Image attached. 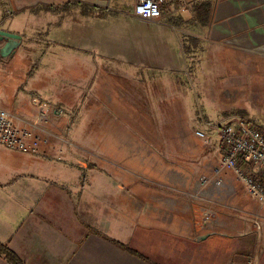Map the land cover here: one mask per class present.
Returning <instances> with one entry per match:
<instances>
[{"label": "crops", "instance_id": "obj_1", "mask_svg": "<svg viewBox=\"0 0 264 264\" xmlns=\"http://www.w3.org/2000/svg\"><path fill=\"white\" fill-rule=\"evenodd\" d=\"M136 1H14L19 12L42 5L45 13L37 11L32 45L26 25L0 27L23 37L13 55L0 57V107L32 119V98L41 97L57 110L72 144L53 139L24 152L0 143V243L24 264H264V217L259 229L253 215L264 216V204L230 169L221 173L220 188L201 186L202 177H213L222 147L217 129L196 124L179 78L184 55L199 48L195 39L241 53L251 34L263 39L264 0H167L163 17L154 20L132 13ZM67 12L68 43L53 57L43 51L41 18ZM79 14L96 24L85 30ZM93 56L119 62V79L113 72L98 79ZM121 82L132 100L118 90ZM144 96L165 98L156 123L138 107ZM90 109L95 131L83 129ZM91 132L117 169L107 171L86 155ZM121 169L133 175L123 177ZM0 264H11L2 253Z\"/></svg>", "mask_w": 264, "mask_h": 264}, {"label": "rangeland", "instance_id": "obj_2", "mask_svg": "<svg viewBox=\"0 0 264 264\" xmlns=\"http://www.w3.org/2000/svg\"><path fill=\"white\" fill-rule=\"evenodd\" d=\"M12 1L14 3L15 0ZM14 7L16 9L15 5ZM41 9L45 13L44 7L39 5L34 11L28 8L19 12V9L18 12L12 16H3L1 18L5 19L3 26L20 29L21 26L26 25L27 30H24L26 41L29 45H32V29L36 27L37 22H40V14H38L37 11ZM110 13L114 12L109 10L106 12L105 16ZM71 14V12H67L64 17L59 15H45L41 18V22L43 23V34H46L41 43L44 52H48L51 56L53 55V57H56L58 51L62 50L64 42L66 41L68 43V40H65V25L63 24H65L64 18L71 16ZM4 15L6 14L4 13ZM83 15L79 14L78 19L82 20L85 30H89L88 28L91 27V23L95 25L96 22ZM196 26L207 28V30L210 29L209 25L203 23ZM260 32L264 34V29ZM187 41H190L189 37H187ZM193 42L197 43L199 48L192 53L188 51L186 55H184V72L180 74L179 78L182 80L181 84L186 87L189 93L185 95L187 109L192 115H197L198 117L196 124H199V127L206 131H211V124L209 125L208 123L220 121L224 117L230 115L244 114L264 127V38L258 39L256 34H251L249 47H246L249 50L244 53L238 52L237 49L235 50L232 48L222 49V45L219 42L215 43L206 39H195ZM93 57L95 58L94 62H100L98 79H101L100 77L103 75L108 76L106 72H113L116 79H119L117 77L119 76L118 71L123 67L119 62L109 57ZM111 68L116 69V72ZM91 76V79H93L94 73ZM96 76L97 74L95 77ZM109 80L111 83L118 85L117 81L111 78H109ZM92 82L94 81L91 80L90 85ZM123 85L124 84L121 82L120 87L122 88L119 87L118 90L121 94L129 97L131 89L123 87ZM93 87L94 86L89 88V93L91 94L90 102L93 101L96 103L98 101V88L97 86ZM134 97H129V99H133ZM140 101L142 104L138 105V107L147 118L153 119L154 123L161 120L165 98L160 96L159 100H153L144 96L142 100L138 99L137 103ZM89 107L91 109L96 108L94 105H89ZM91 109L86 112L87 121L83 129L89 128L91 131H95V125H97L98 120L95 119V121L90 118L92 114L97 117V114L91 111ZM205 119L210 122L206 123L207 120L205 122ZM146 121L147 120H143V122ZM177 121L178 120H171L170 123L173 124ZM150 124L151 122L149 121L148 125ZM72 133L76 140L81 141V137L74 131H72ZM89 137L91 138V141H89L90 143L84 145L86 155L91 160L99 162L107 171H112L115 167L117 169V166L111 162L112 156L110 151L97 146V140L101 137L92 132ZM92 139L95 141L93 142ZM121 171L123 177H129L128 175L131 174V172L127 170V174L123 169H121ZM124 190H129L128 184L124 186Z\"/></svg>", "mask_w": 264, "mask_h": 264}, {"label": "built area", "instance_id": "obj_3", "mask_svg": "<svg viewBox=\"0 0 264 264\" xmlns=\"http://www.w3.org/2000/svg\"><path fill=\"white\" fill-rule=\"evenodd\" d=\"M55 1L57 3L94 2L102 5L104 2L108 4L110 0ZM166 2L167 0H137L132 13L145 20L161 19ZM21 8V5L14 4L12 0H0L2 16H12ZM4 20L0 19V27ZM32 100L36 107L32 119L0 107V143L24 152H37L41 144H50L53 139L72 144L68 132L58 125L57 110L39 96L34 95ZM211 127L218 131L222 153L218 165L213 167V177H202L201 186L214 182L215 186L220 188L223 184L221 173L224 169H230L264 204V127L244 114L224 117L211 124ZM197 133L205 136L203 131ZM240 159L247 164L246 168L240 165ZM253 215L256 218L257 228L260 229L262 225L260 218L264 216L259 213Z\"/></svg>", "mask_w": 264, "mask_h": 264}, {"label": "water", "instance_id": "obj_4", "mask_svg": "<svg viewBox=\"0 0 264 264\" xmlns=\"http://www.w3.org/2000/svg\"><path fill=\"white\" fill-rule=\"evenodd\" d=\"M23 37L20 33L0 29V41L4 42L0 46V57L13 55L20 46Z\"/></svg>", "mask_w": 264, "mask_h": 264}, {"label": "trees", "instance_id": "obj_5", "mask_svg": "<svg viewBox=\"0 0 264 264\" xmlns=\"http://www.w3.org/2000/svg\"><path fill=\"white\" fill-rule=\"evenodd\" d=\"M0 253H2L11 264H24L11 249L2 243H0Z\"/></svg>", "mask_w": 264, "mask_h": 264}]
</instances>
